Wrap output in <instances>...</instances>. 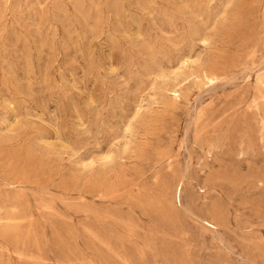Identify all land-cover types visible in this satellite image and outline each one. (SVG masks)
<instances>
[{"label": "rangeland", "instance_id": "1", "mask_svg": "<svg viewBox=\"0 0 264 264\" xmlns=\"http://www.w3.org/2000/svg\"><path fill=\"white\" fill-rule=\"evenodd\" d=\"M263 82L264 0H0V264H264Z\"/></svg>", "mask_w": 264, "mask_h": 264}, {"label": "bare ground", "instance_id": "2", "mask_svg": "<svg viewBox=\"0 0 264 264\" xmlns=\"http://www.w3.org/2000/svg\"><path fill=\"white\" fill-rule=\"evenodd\" d=\"M259 69V68H258ZM212 81V80H211ZM213 84V83H212ZM264 85V82H263ZM213 86V85H212ZM177 97L180 96V94L176 95ZM182 192H183V185L179 184L178 186H176L174 192H172V194H174V199L178 200L179 202H181V198H182ZM211 227V226H210ZM215 228V227H214Z\"/></svg>", "mask_w": 264, "mask_h": 264}]
</instances>
